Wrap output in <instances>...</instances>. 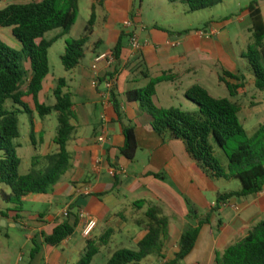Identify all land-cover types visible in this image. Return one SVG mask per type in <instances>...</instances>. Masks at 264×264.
I'll return each mask as SVG.
<instances>
[{
	"label": "crops",
	"instance_id": "obj_1",
	"mask_svg": "<svg viewBox=\"0 0 264 264\" xmlns=\"http://www.w3.org/2000/svg\"><path fill=\"white\" fill-rule=\"evenodd\" d=\"M138 2L136 8V0H84L82 8L78 0V19L68 38H81L92 7L96 19L83 59L60 78L65 81L62 92L70 96L74 114V133L66 147L70 155L68 168L46 194H29L22 198L20 207L2 201L1 194L10 191L0 184V215L6 214V218L0 216L6 223L0 226V264H76L84 257L88 243L98 250L91 264L99 256L107 264L118 250H137L146 235L149 209H156L168 226L160 240L159 254L137 264H170L178 252L181 234L207 217L209 221L200 225L194 249L178 264H216L217 253L241 241L252 227L264 221V188L256 195L234 198L214 212L217 198L240 191V183L207 176L182 141L156 133L139 102L126 98V93L145 88L162 74L169 81L157 85L155 95L165 85L170 98L175 97L174 93L185 95L194 85L208 92V87L220 88L224 72L234 76L225 77V81L235 84L245 76L241 69L252 75L243 57L248 43L240 47L238 36L225 28L228 21H209L208 28L189 32L176 20L181 18V11H189L184 3H175L183 6L179 10L167 0ZM166 3L173 6L169 16L163 10ZM259 8L264 19V2ZM143 9L152 12V17L146 18ZM82 10L85 14L81 19ZM239 22L249 30L251 21L246 10ZM210 28L219 33L213 37L199 34ZM133 34L142 45L139 52L130 47ZM120 38L119 59L112 66L101 61L94 70L95 57L112 51ZM60 79L49 72L39 94L40 103L55 104L53 91ZM108 81L112 82L110 91L106 88ZM113 101L119 106L121 118ZM184 102L187 110L177 109L196 110L186 96ZM29 107L30 114L18 115L19 126L21 117L27 128L22 135L19 127L15 141L22 176L38 168L45 171L46 157L59 150L54 143L55 126L48 124V116L40 118L34 107ZM121 122L134 127L138 150L132 161L120 153L124 145ZM101 136L105 137L103 143L98 142ZM214 154L219 156L216 149ZM34 159H38L35 164ZM24 164L29 168L22 173ZM223 165L226 171V159ZM112 169L118 171L114 177L110 175ZM190 211L196 213V218L190 217ZM75 221L73 235L60 245L52 247L44 242L56 227ZM89 221L94 226L85 235Z\"/></svg>",
	"mask_w": 264,
	"mask_h": 264
},
{
	"label": "trees",
	"instance_id": "obj_2",
	"mask_svg": "<svg viewBox=\"0 0 264 264\" xmlns=\"http://www.w3.org/2000/svg\"><path fill=\"white\" fill-rule=\"evenodd\" d=\"M171 4L184 3L190 12L212 9L222 0H167ZM251 25L248 30L250 43L243 55L254 77V87L264 91V19L257 1L247 5ZM79 15L78 0H40L25 4L12 3L0 9V29H11V35L19 48L7 46L0 40V184L7 187L9 194L2 193L4 203L20 207L22 198L29 194H46L68 168L70 155L66 149L74 133L71 121L74 118L71 98L64 94L65 81L58 80L53 91L55 104L46 106L40 103L39 94L43 82L50 72L48 51L61 37L68 36L76 24ZM95 7L83 31L81 38L65 40L64 53L60 57L65 71L78 66L85 54L87 44L95 24ZM59 29L61 33L51 41L44 40V35ZM124 37V35H122ZM122 38L113 48L112 53L119 59ZM28 64V68L25 65ZM225 77L234 78L224 72L220 82L230 91V84ZM169 81L167 75L151 79L142 89L126 93L128 101H137L151 118L152 129L160 134L184 143L187 153L196 161L203 172L212 178L236 180L241 189L220 195L214 212L222 204L234 198H242L261 193L264 188V122L260 124L252 137H248L239 120L241 107L228 98H215L205 88L194 85L186 93L196 110L184 112L176 108H159L153 102L156 86ZM24 89H21L22 87ZM232 96V94H230ZM29 98L40 118L57 114L58 127L54 143L58 146L57 154L46 157L48 168L45 171L32 170L28 175H20L21 161L17 156L15 141L19 138L18 115L32 111L25 101ZM119 118L121 113L117 102L113 101ZM122 124L124 145L121 155L128 161L135 158L138 150L134 127ZM218 146L227 159L226 171L221 168L215 157L214 149ZM38 159H34V164ZM6 218L5 213L0 215ZM148 224L146 235L138 243L136 251L118 250L107 264H137L147 257L159 254L161 237L168 222L159 217L156 209L146 213ZM190 217L196 213L190 211ZM17 221V220H16ZM209 217L196 227H188L180 237L178 252L170 264H178L194 249L200 225L207 223ZM77 222L59 225L53 233L45 237L44 242L52 247L60 245L73 235ZM36 249H34V252ZM98 250L87 244L86 253L76 264H91ZM216 264H264V221L252 227L239 242L231 244L222 253H217Z\"/></svg>",
	"mask_w": 264,
	"mask_h": 264
},
{
	"label": "rangeland",
	"instance_id": "obj_3",
	"mask_svg": "<svg viewBox=\"0 0 264 264\" xmlns=\"http://www.w3.org/2000/svg\"><path fill=\"white\" fill-rule=\"evenodd\" d=\"M32 1L37 0H0V9L5 7L8 4L12 3H29ZM254 0H222V3L217 5L216 8L208 9V10H202L198 12H183L181 18L176 19L177 23H181L183 28H187L189 32H194L195 30H204L208 28L209 21L213 23H222L224 21H228L229 23L227 26H225L226 30L231 32L234 35H237L240 41V47L243 48L245 46V43H250V34L247 30V28L242 27L239 18L249 4V2ZM258 2V4H263L264 0H255ZM83 2L84 0H80V6L83 8ZM139 2L136 0L135 7L138 8ZM164 6V13L165 15L169 16L171 15L170 6L169 4H163ZM176 8L179 10L182 9L183 6L181 4H175ZM144 14L146 18L152 17V12H150L148 9H143ZM84 11L81 12V19L84 18ZM82 21V20H81ZM214 27V26H213ZM61 33V30L56 29L53 31H50L44 35V40L51 41L55 37H57ZM68 38V36L61 37L54 44L50 47L48 51V61H49V68L50 73L56 78L60 79L62 76H64V68L61 64L60 57L64 53L65 49V40ZM0 40L6 44L9 47H13L15 49L18 48L17 42L11 38V30L10 29H4L0 32ZM15 44V45H14ZM245 53V52H244ZM26 68H28V64L25 65ZM244 73L245 76H242L241 81H236L235 84H230V91L227 89L226 85L221 82L220 88L218 87H208V90L212 96L215 98H228L229 100L236 102L241 107V112L239 113V120L242 124L244 130L246 131L248 137H252L254 133L256 132L258 126L264 122V91H258L254 87V77L251 74H248L241 69V73ZM23 86L21 89H24ZM173 92V90H171ZM167 86L162 85L159 90L157 91V94L153 98V102L156 106H160L162 108H181L182 110H187L185 108V102L184 98L186 94L179 92L174 93L175 97L170 98L167 94ZM232 94V96L230 95ZM26 101H28L29 105H32L31 100L28 98H25ZM177 99V100H176ZM46 104L48 106L51 104V101H47ZM50 119L48 124H53L55 126L54 130H57L58 122H57V114L52 113L50 116H48ZM20 117V132L23 135L27 126H24L21 122ZM39 138L38 135H36V139ZM216 154L220 166L223 169V161L225 158L224 153L222 150L216 146ZM227 161V159H226ZM29 168V164H24L22 167V173L23 169ZM40 168H38L39 171ZM135 250V249H134ZM104 258L103 256H99L96 258V260L93 262V264H104L103 262Z\"/></svg>",
	"mask_w": 264,
	"mask_h": 264
},
{
	"label": "built area",
	"instance_id": "obj_4",
	"mask_svg": "<svg viewBox=\"0 0 264 264\" xmlns=\"http://www.w3.org/2000/svg\"><path fill=\"white\" fill-rule=\"evenodd\" d=\"M129 24H130V22L127 23V25H129ZM218 33H219V31L214 30V28L213 29L210 28L209 30L204 31V32L203 31L199 32V34L201 36H208V37H210V36L213 37V36L217 35ZM130 47L134 52H139L142 49V45L139 41V38L135 34L131 35V37H130ZM101 61H104L108 66H112L115 63L116 59H115L112 51H109V52L104 53V54H100V55L95 57L92 68L95 70L97 68V64ZM106 88L109 91L111 90V88H112V82L111 81L107 82ZM104 141H105V137H103V136L99 137V139H98L99 143H103ZM117 173H118V171L115 169H112L110 171V175L112 177H114ZM93 226H94V222L89 221L87 226H86V229H85V235L89 234V232L93 228Z\"/></svg>",
	"mask_w": 264,
	"mask_h": 264
},
{
	"label": "water",
	"instance_id": "obj_5",
	"mask_svg": "<svg viewBox=\"0 0 264 264\" xmlns=\"http://www.w3.org/2000/svg\"><path fill=\"white\" fill-rule=\"evenodd\" d=\"M0 226H1V227L6 226L5 220L0 219Z\"/></svg>",
	"mask_w": 264,
	"mask_h": 264
}]
</instances>
